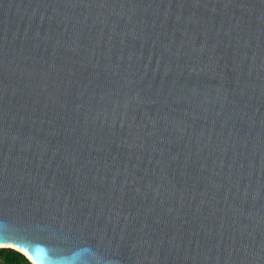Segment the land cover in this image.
<instances>
[{
  "label": "water",
  "instance_id": "95a60500",
  "mask_svg": "<svg viewBox=\"0 0 264 264\" xmlns=\"http://www.w3.org/2000/svg\"><path fill=\"white\" fill-rule=\"evenodd\" d=\"M4 232L264 264V0H0Z\"/></svg>",
  "mask_w": 264,
  "mask_h": 264
},
{
  "label": "clouds",
  "instance_id": "9594fccd",
  "mask_svg": "<svg viewBox=\"0 0 264 264\" xmlns=\"http://www.w3.org/2000/svg\"><path fill=\"white\" fill-rule=\"evenodd\" d=\"M9 237L14 235L8 234ZM8 247L7 241H0V248ZM20 253L26 258L27 264H67L65 258L55 254L54 250L38 240L21 239L19 241ZM90 264H97L92 255Z\"/></svg>",
  "mask_w": 264,
  "mask_h": 264
},
{
  "label": "trees",
  "instance_id": "16d2710c",
  "mask_svg": "<svg viewBox=\"0 0 264 264\" xmlns=\"http://www.w3.org/2000/svg\"><path fill=\"white\" fill-rule=\"evenodd\" d=\"M0 261L2 264H27L23 254L13 248H0Z\"/></svg>",
  "mask_w": 264,
  "mask_h": 264
},
{
  "label": "snow or ice",
  "instance_id": "6c2138e0",
  "mask_svg": "<svg viewBox=\"0 0 264 264\" xmlns=\"http://www.w3.org/2000/svg\"><path fill=\"white\" fill-rule=\"evenodd\" d=\"M21 240L18 236L9 237L7 232L0 233V241H7L8 247L13 248L16 251H20L19 249V241Z\"/></svg>",
  "mask_w": 264,
  "mask_h": 264
},
{
  "label": "rangeland",
  "instance_id": "374dc122",
  "mask_svg": "<svg viewBox=\"0 0 264 264\" xmlns=\"http://www.w3.org/2000/svg\"><path fill=\"white\" fill-rule=\"evenodd\" d=\"M0 264H2L1 261H0Z\"/></svg>",
  "mask_w": 264,
  "mask_h": 264
}]
</instances>
